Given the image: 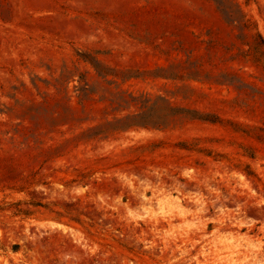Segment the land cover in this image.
Masks as SVG:
<instances>
[{
  "label": "rangeland",
  "instance_id": "obj_1",
  "mask_svg": "<svg viewBox=\"0 0 264 264\" xmlns=\"http://www.w3.org/2000/svg\"><path fill=\"white\" fill-rule=\"evenodd\" d=\"M0 264H264V0H0Z\"/></svg>",
  "mask_w": 264,
  "mask_h": 264
}]
</instances>
